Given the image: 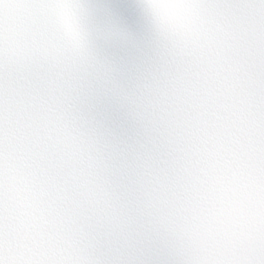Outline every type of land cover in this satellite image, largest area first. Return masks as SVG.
<instances>
[{"label": "snow or ice", "instance_id": "6c2138e0", "mask_svg": "<svg viewBox=\"0 0 264 264\" xmlns=\"http://www.w3.org/2000/svg\"><path fill=\"white\" fill-rule=\"evenodd\" d=\"M0 264H264V0H0Z\"/></svg>", "mask_w": 264, "mask_h": 264}]
</instances>
